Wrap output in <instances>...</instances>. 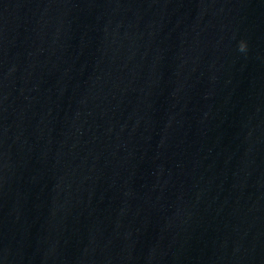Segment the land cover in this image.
Instances as JSON below:
<instances>
[{"label":"water","instance_id":"1","mask_svg":"<svg viewBox=\"0 0 264 264\" xmlns=\"http://www.w3.org/2000/svg\"><path fill=\"white\" fill-rule=\"evenodd\" d=\"M0 264H264V0H0Z\"/></svg>","mask_w":264,"mask_h":264},{"label":"clouds","instance_id":"2","mask_svg":"<svg viewBox=\"0 0 264 264\" xmlns=\"http://www.w3.org/2000/svg\"><path fill=\"white\" fill-rule=\"evenodd\" d=\"M246 49V44H241V51H244Z\"/></svg>","mask_w":264,"mask_h":264}]
</instances>
